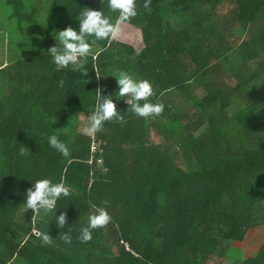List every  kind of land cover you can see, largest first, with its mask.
I'll list each match as a JSON object with an SVG mask.
<instances>
[{
    "label": "trees",
    "instance_id": "16d2710c",
    "mask_svg": "<svg viewBox=\"0 0 264 264\" xmlns=\"http://www.w3.org/2000/svg\"><path fill=\"white\" fill-rule=\"evenodd\" d=\"M137 3L128 26L139 31L142 48L93 38L92 51H104L89 55L80 73L54 69L47 51L55 31L78 28L83 8L107 13V0H0V46L7 40L0 62V264H206L250 228L264 230V0H151L150 11ZM118 70L153 82L149 99L165 105L156 126L181 165L176 154L144 159L148 128L119 96L113 100L124 122H106L94 135L101 145L90 159L76 116L91 111L97 89L115 92ZM197 86L204 98L194 94ZM53 130L68 156L48 146ZM209 148L216 160L207 165ZM57 173V182L79 191L57 203L54 211L68 224L61 228L54 213L33 218L20 205L31 182ZM92 205L105 207L111 220L81 244L76 236ZM23 227L28 231H17ZM33 227L58 231L56 248L43 250ZM69 230L70 245L60 238ZM232 264H264V243L256 256Z\"/></svg>",
    "mask_w": 264,
    "mask_h": 264
},
{
    "label": "clouds",
    "instance_id": "9594fccd",
    "mask_svg": "<svg viewBox=\"0 0 264 264\" xmlns=\"http://www.w3.org/2000/svg\"><path fill=\"white\" fill-rule=\"evenodd\" d=\"M150 4L151 0H143V8L146 11L151 10ZM106 7L107 13L101 7L100 10L83 8L78 15H75L78 28L68 26L55 31V44L47 51V55L50 57L49 63L54 66V69H69L72 72L84 73L87 69L85 64L89 55L95 59L104 51L103 48H96L95 51H92L94 40L111 41L120 37H131L132 34L126 32L122 26H127L138 15L137 0H107ZM110 13H115V17L113 18ZM115 82L117 87L112 95H101L99 89L94 92L91 111L86 112L87 115L81 113L76 116L80 121L77 131L95 135L102 130L106 122L123 123L124 117L117 110L113 96L123 97L128 105L127 111L140 118L159 116L163 112L165 107L163 102L158 100L152 102L149 99L155 95L154 84L149 79L133 72L118 70L115 74ZM57 131L53 130V134L47 137L48 146L62 156H68L69 148L55 134ZM96 143L101 145L99 141L94 142V144ZM91 150L90 159L93 157L92 153L95 149L91 148ZM69 195V186L66 185L63 178L55 182L49 176L43 175L31 182V187L26 191L23 203L20 205L23 206L24 211L31 209L34 213L33 218L36 214L47 216L49 213H54L55 225L61 228L68 225L66 224L65 213L60 211L57 215L58 211L54 210L58 201L61 198L69 197ZM91 207L93 211L88 213L86 225H81L76 236L81 244L91 241L93 230L104 227L111 220V216L105 207L97 205ZM31 233L45 245L51 242L48 232H41L38 228L33 227ZM60 238L65 244L70 245L72 243L71 230L60 234Z\"/></svg>",
    "mask_w": 264,
    "mask_h": 264
},
{
    "label": "rangeland",
    "instance_id": "374dc122",
    "mask_svg": "<svg viewBox=\"0 0 264 264\" xmlns=\"http://www.w3.org/2000/svg\"><path fill=\"white\" fill-rule=\"evenodd\" d=\"M44 15L45 14H43V19H45V17H46ZM122 27L124 28V30L126 32H130L132 34L131 37H128V38L120 37V38L112 39V41H114V43H125L127 45L132 46L135 50L141 49L142 43H141V36H140L139 31L128 26V25L122 26ZM5 41L7 43L6 39H5ZM6 43L3 46H0V62H3V63H4V55H5L6 50H7V48L5 46ZM194 94L200 99L204 98V96H205L204 92L198 86L195 88ZM158 101H160V100H158ZM124 103H126V102H124ZM231 104H232V100H231ZM193 111L194 110L192 108L187 109V114L189 115L190 122H191V124L189 125L191 130H195L194 128L196 127L197 122L199 121L198 118L195 117L196 115L191 114ZM84 115H87V114H84ZM143 119L146 120V125H147V123H148V125H150L148 127V132H147L148 136L146 138L143 136V142H144L143 144L146 145V148H145L146 157H144V159L147 161L158 163L160 160V156H163L165 158L166 155L176 154L177 150L172 146V141L165 140L163 135L160 133V130L156 126V121H163L165 119V117L159 116V118H157V117L152 116V117L143 118ZM79 123H80V121L78 120L77 126ZM116 124H117V127H119V123L116 122ZM263 124H264V122H263ZM104 125H106V123ZM109 129H111V128H109ZM150 129H152V130H150ZM102 130H103V128H102ZM77 132L81 136H83V137L85 136V138L90 140V145H91L92 149H95V147L98 146V143L94 144V142H95L93 139L94 135L84 134L83 132H79V131H77ZM200 132H201V129L196 130L195 133L193 131L194 136H197ZM145 134H146V131H145ZM107 140H109V138H107ZM215 146L219 150L222 149V146L220 143H216ZM91 148H90V151H92ZM111 148L112 147L110 146V149ZM212 152H213V150L211 148H209L207 150L206 155L203 156L204 161L206 162L207 165L212 164V162L216 160L213 158ZM176 155H177L175 157L176 162L181 165V160H180L178 154H176ZM160 161H162V160H160ZM59 173H57V175L53 178V181L57 182V180L59 179V176H58ZM66 185L69 186L71 193L79 194V191L76 190L74 187H72L71 185H69L67 183H66ZM36 223H37V225H39L40 220L36 221ZM26 228L27 227H23L19 230H17V229L16 230L19 232H27L28 230ZM47 232L51 238V242L49 244H47L46 247L42 246V249L43 250L55 249L56 243H54V238H55V236H57L59 234V232L55 231V232L51 233L50 230ZM263 243H264V230H262L260 227L250 228L245 233L242 241H234L230 244V247H229V249L226 252L224 257H216V256L211 257L210 256L208 258L206 264H232L234 261H243L249 257H254L258 254V251L261 248ZM6 253L7 252L5 250L2 252V254H6ZM17 263H19V262H17Z\"/></svg>",
    "mask_w": 264,
    "mask_h": 264
},
{
    "label": "crops",
    "instance_id": "0c3cea01",
    "mask_svg": "<svg viewBox=\"0 0 264 264\" xmlns=\"http://www.w3.org/2000/svg\"><path fill=\"white\" fill-rule=\"evenodd\" d=\"M141 43H142V42H141ZM124 102H125V101H124ZM125 104H127V103H125ZM142 119H143V118H142ZM143 123H144L143 125H144L145 128H148V127L150 126V125H148V123H147L148 126L146 125V120H144V119H143ZM149 124H150V123H149ZM150 130H152V129H150ZM122 147H128V146H127V145H124V146H122Z\"/></svg>",
    "mask_w": 264,
    "mask_h": 264
}]
</instances>
